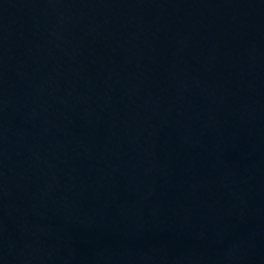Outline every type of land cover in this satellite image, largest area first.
Listing matches in <instances>:
<instances>
[{"label": "water", "instance_id": "1", "mask_svg": "<svg viewBox=\"0 0 264 264\" xmlns=\"http://www.w3.org/2000/svg\"><path fill=\"white\" fill-rule=\"evenodd\" d=\"M0 264H264V0H0Z\"/></svg>", "mask_w": 264, "mask_h": 264}]
</instances>
